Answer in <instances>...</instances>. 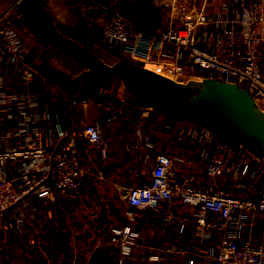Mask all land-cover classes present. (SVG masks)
Listing matches in <instances>:
<instances>
[{
	"label": "built area",
	"instance_id": "built-area-1",
	"mask_svg": "<svg viewBox=\"0 0 264 264\" xmlns=\"http://www.w3.org/2000/svg\"><path fill=\"white\" fill-rule=\"evenodd\" d=\"M70 1L82 24L106 50L170 77L202 76L237 83L264 110V0H224L223 7L213 12L205 6H194L190 0H159L158 6L169 8L170 16L164 27L152 28L130 19L124 0ZM11 15L0 9V51L14 55L11 59L0 56V73L8 74L9 86L0 83V111H8L0 129L4 125L10 128L0 133V229L12 220L25 219L24 204L33 194L47 196L54 190L65 197L83 198L86 208L92 210V203L85 198L87 178H104L100 161L107 160L114 151L108 135L124 118L132 119L139 127L137 141L128 142L130 150L140 146L156 149L154 138L142 130L151 122L152 112L147 108L120 107L80 95L83 110L94 109L97 115L95 120L75 123L67 90L32 70L17 55L24 49L15 37ZM166 45L174 50L166 49ZM42 117H65L73 124L57 127V142L32 146L42 130L36 124ZM183 122L180 138L199 151L206 164L204 188L196 184V174L177 167L175 157L157 153L150 161L152 176L148 184L123 189L111 182L106 192L119 190L125 194L124 216L128 222L140 210L148 209L168 224L176 219V202L192 208L191 230L198 236L196 245L202 254L186 264H264V239L257 243L246 240L250 223L264 219V160L217 131ZM76 131L82 136L81 147L73 137ZM12 136L16 143L9 142ZM92 149L97 150L96 155ZM26 159L12 170L13 162ZM228 173H235L242 186L263 188L262 195L243 197L224 189L221 179ZM91 217L99 230L103 223L99 214L91 212ZM182 220L190 221L187 216ZM31 227L28 219L21 229ZM109 233L115 264L136 261L138 234L131 224L114 227ZM36 241L35 233L28 236V243ZM3 244L0 235V255ZM16 244V240L9 241V245ZM159 260L156 253L148 257L151 263Z\"/></svg>",
	"mask_w": 264,
	"mask_h": 264
},
{
	"label": "crops",
	"instance_id": "crops-1",
	"mask_svg": "<svg viewBox=\"0 0 264 264\" xmlns=\"http://www.w3.org/2000/svg\"><path fill=\"white\" fill-rule=\"evenodd\" d=\"M198 5L200 7L204 5L208 11L213 12L223 7L224 0H199ZM143 19L132 20L143 27H153L150 26V22L147 23ZM165 48L174 50L168 45ZM21 52L23 53L20 54ZM21 52L17 55L32 70L47 77L58 87L66 89L68 75L57 71L44 72L40 68L42 64L40 58H34L24 50ZM0 56L3 59L14 57L8 50H1ZM7 79V73H0V83L5 88L9 87L6 84ZM70 96L69 108L75 123L95 120L97 114L94 109L91 111L92 118H90L79 103V95ZM7 115L8 111L2 109L0 122ZM73 120L67 121L65 117L38 119L36 124L40 125L42 130L37 132V141H32V146L47 145L49 141L57 142L55 139L57 127L59 125L69 127L73 124ZM183 126L184 122L178 119L152 114L151 122L144 125L142 130L149 132L154 138L155 151L145 146L130 150L128 142L137 141L136 131L139 127L132 119L124 118L121 125L110 130L108 135L114 143V151L107 160L100 161L104 178L96 175L87 178L85 198L92 203V210L86 208L83 198L65 197L54 190L47 196L33 194L30 202L24 204L25 219L12 220L0 229V235L4 239L0 264H115L116 253L109 246V232L112 228L126 223H130L138 234L137 260L126 264H186L191 258L202 254L201 249L196 245L198 236L191 230L194 212L192 208L184 207L176 202L174 205L176 219L168 224L148 209L140 210L137 216L128 222L124 216L125 194L119 190L111 192L105 190L111 182L119 184L123 189L148 184L152 176L150 161L157 153L175 157L177 167L196 174V184L204 188L207 182L205 161L199 151L188 147L187 142L180 138L179 133ZM9 129L4 125L0 133L4 134ZM190 132L193 133L191 129ZM73 137L81 147L82 136L79 131H76ZM9 142L16 143L17 140L12 136ZM91 153L96 155L97 150L92 149ZM23 162H27V159L13 162L12 170L15 171ZM221 182L224 189L243 197L259 198L263 192V188L253 189L240 185L235 173L226 174ZM91 212L98 213L103 221L99 230L95 229ZM183 216H187L190 221H183ZM28 219L31 220L32 227L26 230L21 229ZM263 220L259 218L250 223L246 240L257 243L264 239ZM33 233L36 234L37 241L28 243V236ZM12 239L17 241L14 246L9 245ZM154 253L160 256V260L151 263L148 257Z\"/></svg>",
	"mask_w": 264,
	"mask_h": 264
},
{
	"label": "water",
	"instance_id": "water-1",
	"mask_svg": "<svg viewBox=\"0 0 264 264\" xmlns=\"http://www.w3.org/2000/svg\"><path fill=\"white\" fill-rule=\"evenodd\" d=\"M15 8L42 43L82 66L68 76L69 95L76 81L89 96L101 94L104 81L112 80L126 87L141 108L210 128L264 160V110L247 89L221 78L170 77L130 61L111 62L63 33L46 0H16Z\"/></svg>",
	"mask_w": 264,
	"mask_h": 264
},
{
	"label": "rangeland",
	"instance_id": "rangeland-1",
	"mask_svg": "<svg viewBox=\"0 0 264 264\" xmlns=\"http://www.w3.org/2000/svg\"><path fill=\"white\" fill-rule=\"evenodd\" d=\"M108 2L111 0H102ZM127 2L125 7L126 14L132 19L136 20L144 18L143 20L153 27H164L167 19L170 16V9L164 6H158L159 0H124ZM192 2V0H190ZM199 0H193V5H198ZM16 0H0V9L2 11L11 12L12 29L15 33V37L20 44V47L25 52L31 54L34 58H40L42 64L40 68L44 72L57 71L68 75V71L74 68L82 67L79 63H74L70 58H67L60 51L46 45L39 41L34 36L28 27L19 19V15L15 8ZM204 6V5H202ZM46 8L51 11V14L57 22L60 30L72 38H76L84 45L88 46L91 50L102 54L106 57L121 58V55L107 53L100 45L99 40L86 28L80 21L77 13L75 12L70 0H46ZM49 11V12H50ZM93 37L95 39H93ZM95 40V41H94ZM21 52L20 54H22ZM123 60V59H120ZM131 62V61H130ZM135 64H141L139 61H135ZM133 63V62H132ZM43 72V73H44ZM69 76V75H68ZM75 87L78 90L79 85ZM123 89L110 82L106 81L102 85V93L98 95H89L90 98L95 100H106L116 106L123 107L129 105L124 101ZM92 109L86 112L90 118ZM152 112V111H151Z\"/></svg>",
	"mask_w": 264,
	"mask_h": 264
},
{
	"label": "trees",
	"instance_id": "trees-1",
	"mask_svg": "<svg viewBox=\"0 0 264 264\" xmlns=\"http://www.w3.org/2000/svg\"><path fill=\"white\" fill-rule=\"evenodd\" d=\"M50 11V10H49ZM50 14H51V11H50ZM52 15V14H51ZM53 17V16H52ZM54 19V18H53ZM55 21V20H54ZM56 24H57V22H56ZM58 26V25H57ZM58 28H59V26H58ZM60 29V28H59ZM31 32V31H30ZM32 33V32H31ZM64 33V32H63ZM33 34V33H32ZM34 35V34H33ZM67 35V34H66ZM35 36V35H34ZM68 36V35H67ZM70 37V36H69ZM72 38V37H71ZM73 39H75L76 41H78L81 45H83L84 47H86V48H88V49H90L88 46H86V45H84L82 42H80L79 40H77L76 38H73ZM93 39H95L94 37H93ZM40 41V40H39ZM95 41V40H94ZM100 42V41H99ZM100 45H101V47L108 53H111V54H115V53H112V52H110V51H108V50H106L103 46H102V44L100 43ZM91 50V49H90ZM93 51V50H92ZM95 52V51H94ZM97 53V52H96ZM63 54V53H62ZM97 54H99V53H97ZM100 56H102L103 58H105V59H107V60H109V61H111V62H117V61H119L120 59H123V60H125V61H130L127 57H125V56H123V55H121V58H112V57H106V56H103L102 54H99ZM116 55H120V54H116ZM65 57H67V58H69L68 56H66V55H64ZM71 59V58H70ZM74 63H78V62H76V61H74L73 59H71ZM80 68H82V67H80ZM80 68H74V69H72L71 71H68V75H70L72 72H74V71H76V70H78V69H80ZM106 81H110V82H112V83H114V84H116V85H118V86H120L123 90V98H124V101L127 103V104H129L130 106H134L136 109H141V107L140 106H138L135 102H134V96L132 95V93L126 88V87H124L122 84H120V83H117V82H114V81H112V80H108V79H106L105 81H104V83L106 82ZM103 83V84H104ZM79 85V87H78V90H76V88L77 87H75L76 85ZM71 95H83L82 94V92H81V82L80 81H76L73 85H72V88H71ZM152 114H155V115H159V116H163V117H169V116H166V115H163V114H159V113H155V112H152ZM171 118H173V117H171ZM176 119V118H175ZM179 120V119H178ZM223 135V134H222ZM224 137H226L225 135H223ZM228 138V137H227Z\"/></svg>",
	"mask_w": 264,
	"mask_h": 264
}]
</instances>
